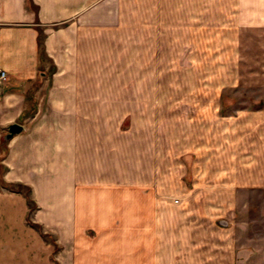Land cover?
I'll use <instances>...</instances> for the list:
<instances>
[{
	"label": "crops",
	"instance_id": "1",
	"mask_svg": "<svg viewBox=\"0 0 264 264\" xmlns=\"http://www.w3.org/2000/svg\"><path fill=\"white\" fill-rule=\"evenodd\" d=\"M155 11L165 35L157 62L175 66L234 64L241 33L264 28V0H0V69L9 74L0 95L2 180L29 186L36 205L30 213L27 197L0 181V264H229L225 251L201 245L183 256L176 244L163 249L178 238L167 216L175 206L169 197L160 202L161 182L130 176L127 166L130 144L144 133L124 125L143 113L145 90L98 85L107 57L151 64L143 25ZM193 108L200 120L213 109ZM14 123L23 131L6 139ZM232 123L215 144L199 143L196 133L185 155L227 158L217 177L228 175L232 189L264 184V107L240 110ZM160 145L153 123V150Z\"/></svg>",
	"mask_w": 264,
	"mask_h": 264
},
{
	"label": "rangeland",
	"instance_id": "2",
	"mask_svg": "<svg viewBox=\"0 0 264 264\" xmlns=\"http://www.w3.org/2000/svg\"><path fill=\"white\" fill-rule=\"evenodd\" d=\"M143 29L146 54L152 53L145 63L151 64L127 66L119 59H111V63L107 57L98 66V78H102L98 85L107 91L145 90L143 113L138 117L129 115L124 125L133 127L135 133H144L143 139L130 144L127 166L130 176L140 174L161 182L157 191L160 202L169 197L175 206L167 216L173 224L170 231L178 238L175 243L163 241V249L173 250L176 244V254L183 256L185 249L193 251L201 245L208 251H225L221 254L225 263L264 264V184L232 189L234 183L228 175L217 177L222 163H228L227 158L217 162L215 154L201 160L195 151L190 157L185 155L189 143H195L196 133L202 137L199 143L215 144L240 110L264 107V28L241 33L236 63L222 60L216 64L209 60L210 64L204 66L170 65L166 58L157 62L158 39L165 36L159 12H154ZM225 53L230 56L233 51ZM195 101L206 103L199 105ZM209 101L219 104L208 106ZM195 106L213 109L200 120L194 117L195 112L201 116ZM185 108L188 115L182 113ZM153 123L160 125L161 144L154 150ZM259 166L263 168L260 163ZM243 181L242 178L241 185ZM222 220L225 225L220 223ZM47 239L55 243L54 237L47 235ZM181 258L177 257V262Z\"/></svg>",
	"mask_w": 264,
	"mask_h": 264
},
{
	"label": "trees",
	"instance_id": "3",
	"mask_svg": "<svg viewBox=\"0 0 264 264\" xmlns=\"http://www.w3.org/2000/svg\"><path fill=\"white\" fill-rule=\"evenodd\" d=\"M39 46H40V55L44 59L46 55H45V48H44V40H43V37H40V39H39ZM54 70H55V68L54 67H51L50 71L54 72ZM1 172H2V166L0 165V175H1ZM2 183L8 189H10L12 191L21 192V193H23L27 197L28 203H29V206H30V213L36 208L35 202L33 201L32 197H31L32 190H31V188L29 186H27L25 184H22V183H16V184H9V185H7L6 183L3 182V180H2ZM31 225L34 226L37 229H40V231H42V229L40 228V226L38 224H35V223H32L31 222ZM42 235L45 238H47V235L45 233H43V231H42Z\"/></svg>",
	"mask_w": 264,
	"mask_h": 264
},
{
	"label": "water",
	"instance_id": "4",
	"mask_svg": "<svg viewBox=\"0 0 264 264\" xmlns=\"http://www.w3.org/2000/svg\"><path fill=\"white\" fill-rule=\"evenodd\" d=\"M23 131V127L19 123H14L9 127V133L6 135V139L12 138L15 134Z\"/></svg>",
	"mask_w": 264,
	"mask_h": 264
},
{
	"label": "built area",
	"instance_id": "5",
	"mask_svg": "<svg viewBox=\"0 0 264 264\" xmlns=\"http://www.w3.org/2000/svg\"><path fill=\"white\" fill-rule=\"evenodd\" d=\"M9 79V74L7 70L0 69V95H1V87L4 85L6 81Z\"/></svg>",
	"mask_w": 264,
	"mask_h": 264
}]
</instances>
